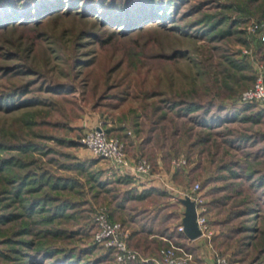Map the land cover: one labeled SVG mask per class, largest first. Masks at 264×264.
<instances>
[{"label": "rangeland", "instance_id": "1", "mask_svg": "<svg viewBox=\"0 0 264 264\" xmlns=\"http://www.w3.org/2000/svg\"><path fill=\"white\" fill-rule=\"evenodd\" d=\"M173 3L176 7L170 10L168 19L163 22L153 19L147 23L144 20L138 27H120L112 21L105 24L98 17L68 10L37 17L26 15L19 22L15 21L20 19L17 14L11 26H0V95L2 92L15 93L16 87L22 85L28 89L26 94L16 97L8 109L0 110V159L19 154L15 147H7V144L17 143L22 137V129L26 130L25 114L50 121L33 125L30 130L48 136L41 137L42 144L53 151L44 153L40 160L46 162V167L56 176L67 179L66 190H61L60 195L71 205L65 207L64 213L72 215L55 219L50 225L37 220L36 213L26 216L21 201H10L13 188L9 191L4 181L6 173L0 171V206L2 212L10 215L0 220V264H47L49 260L43 261L44 257L37 251L47 243L59 249L51 264H121L112 252V261H103L102 256L110 250L94 240L95 217L101 208L107 210L110 221L121 223L128 231V242L133 228L151 225L156 234L165 227L168 237L156 234L149 238L160 241V244L152 243L153 251L137 249L144 258L157 257L161 248L172 246L175 252H189L198 264H204L200 256L209 253L208 239L198 237L189 241L175 234L179 231L180 212L184 208L178 199L194 184L199 186L197 190L202 200L199 205L208 223L213 248L232 264H264L255 250L261 237L258 232L261 221L254 218L255 215L242 212L232 223L223 224L227 206L232 209L236 200L250 196L247 183L243 179L236 180L238 186H234L232 181L228 190H220V186L226 184L220 177L224 173L215 170L216 164L211 158L214 152L216 158L222 153L218 150L220 146L229 150L234 160L244 167H250L248 164L253 162L252 157L249 160L245 157L246 153L264 159V114L251 122L242 120L234 111L243 105L239 95L254 83H249L245 89H239L236 84L233 98L224 101L211 97L215 96L214 91L198 96L216 99V106H207V111L198 107L185 110L179 101L171 98L172 95L177 98L175 95L181 91H191L192 84L199 90L201 83L208 81L204 72L210 75L213 67L229 69L231 57L249 64L254 79L259 68L264 71V0H173ZM204 15L221 16L215 32L225 29L228 33L220 39L213 37L215 32L202 34L211 31L199 20ZM3 20L0 17V23L5 22ZM176 26L184 29V36L171 33ZM187 30L195 39L187 36ZM107 37L110 40L105 43ZM241 40L244 41L242 45ZM177 49L183 56L170 58L172 51ZM32 96L42 103L25 106L24 100ZM260 110H264V105L256 104L249 112ZM95 126H101L111 135L124 137L128 155L154 157L156 163L152 172L156 180L153 186L131 177L132 183L128 185L115 182L118 177L127 176L111 168L99 156L95 157L81 143L87 131ZM231 129L237 134L231 133ZM239 134L249 138L238 140ZM52 135L73 140L78 145L59 144L50 138ZM203 135L209 140L196 144L190 151L188 145L202 139ZM225 140L235 144V150L227 147ZM39 154L35 156L38 158ZM233 158L229 156L226 160ZM192 168L194 172L190 171ZM176 169H182L185 175L189 173L183 184L174 180ZM209 175L216 176V180L203 185ZM93 177L100 181L93 183ZM161 180L168 181L170 187L159 183ZM151 187L165 196L152 194L144 202L134 199L143 189ZM212 190L214 193L210 195ZM227 192L233 196L226 205H209L213 197L220 199ZM20 193L22 203L38 194ZM54 199L48 206L56 203ZM48 206L46 210L51 211ZM163 216L167 218L162 220ZM44 226L64 230L46 237L39 230ZM226 226L235 227L228 240L224 235L228 233ZM238 248L240 251H236ZM148 262L155 264L152 260L130 263Z\"/></svg>", "mask_w": 264, "mask_h": 264}, {"label": "trees", "instance_id": "2", "mask_svg": "<svg viewBox=\"0 0 264 264\" xmlns=\"http://www.w3.org/2000/svg\"><path fill=\"white\" fill-rule=\"evenodd\" d=\"M179 3V2H177ZM0 17L1 20L5 22L0 23V26L3 25L11 26L12 22L15 20L14 17L19 14V18L15 20L16 22L22 21L23 17L27 15V17L30 16H39L41 14H54L58 13L59 11L68 10L70 12H77L79 11V14H84V16L90 15L93 17L100 18L103 23H109V22H115L119 23L120 27H123L124 25H128L129 27L132 26H139L141 23H143L144 20L145 23L151 22L153 19L160 20L161 22L168 19V14L170 10H174L176 5L173 3V0H0ZM170 5V6H169ZM169 7V8H168ZM60 13V12H59ZM21 14V15H20ZM264 14V13H263ZM261 14V16H263ZM260 16V17H261ZM34 17V18H35ZM17 18V17H16ZM221 16L211 18V15H204L200 17L199 20L201 22H205L207 24V28H209L211 31L203 32L205 33H211L215 32V29L218 25L217 24L221 19ZM130 24V25H129ZM144 24V23H143ZM217 24V25H216ZM144 27V26H143ZM143 27L141 26L140 29ZM206 28V29H207ZM205 29V30H206ZM171 33L178 32L179 35L184 36V29L179 27H172ZM208 30V29H207ZM119 31V30H118ZM116 32V31H115ZM228 33L227 30H217L213 35V37L216 39H220L223 37L225 33ZM191 32H188L187 30V36L191 38L190 35ZM195 37V36H194ZM192 36V38H194ZM198 39V37H196ZM195 39V38H194ZM110 38L107 37L104 39V42H109ZM244 41H240V44L242 45ZM170 58H176L179 56H183L181 50H173L172 53L169 55ZM206 60V59H205ZM230 68H225L224 70H217L216 67H213L212 71L209 73L204 72V77L206 74V78L208 81L205 80L204 83H201L199 90L195 89L193 85L192 90H186L181 91L175 95L174 98L173 95L171 98L174 101H179L180 106H184L185 110L187 109H194L195 107H198L199 109L206 110L207 106H210V108L216 106L215 98H219L220 101H224V99H230L233 98V95L235 94V88L234 86L237 84L239 89H245L248 87L249 83H254V75L250 71H252V68L249 64H246L241 59H236V57L230 58ZM244 72V73H243ZM234 78V79H233ZM235 81V82H234ZM212 83V84H210ZM202 91L201 95L198 94V91ZM215 92V98H211L209 100L204 99L202 94H211V92ZM28 92V89L25 87V85H22L20 88L16 87L15 93H7L2 92L0 95V110L8 109L7 107L11 106L13 104L14 99L16 97L20 98V96L26 94ZM189 96L196 97L195 100L188 99ZM202 99V100H199ZM25 106L32 107L33 105H38L42 103L39 98H36L35 96H32V98L24 100ZM240 102V101H239ZM203 103H207V105H203ZM241 103V102H240ZM243 104L240 107H234V111L237 112V115L241 116L242 120L245 121H257L259 120V117L264 114V110H260L257 112H249L251 109L255 107L256 104H259L256 101L248 102V103H241ZM261 105V104H260ZM224 109V108H222ZM203 111V112H206ZM236 115V114H235ZM234 115V117H235ZM23 124L25 129H22L23 135L18 139V142H9L7 144V147H15L16 150H18L17 155L8 156L6 159H0V171L6 173L5 183H7L8 187H10V190L13 188L11 195L9 194V199L12 203L20 202L23 207V214L26 216H32L35 213L38 215L37 220L42 222L43 225H50L52 221L55 219H61V218H67L68 215L72 216L71 214L64 213L65 207L71 206L68 201L62 200V196L60 195L61 190H66V180L63 179L60 176H56L53 171L49 170L46 165V162L42 159V155L44 153L52 152L53 150L46 148L44 144H42L41 137H48L47 134L42 133L40 131H32L30 130L33 125H40V123H47L50 121L45 120L42 118L41 120H38L34 117V115L31 113L25 114L23 117ZM53 123V122H51ZM223 124V123H222ZM221 124V125H222ZM45 125V124H43ZM205 125V124H204ZM209 127V126H208ZM106 131V130H105ZM231 133L234 135L237 134V132L234 130H230ZM107 134L110 136L107 132ZM118 137L121 141L125 143L124 137L120 135H113ZM15 138H18L16 135ZM208 136L203 135L202 139L197 140L195 143L188 145V149L192 151L194 149V146L196 144H203V142L208 141ZM2 138V137H1ZM50 138L58 142L59 144L66 142L68 146H77L78 143L73 140H64L61 139V137H57L55 135H52ZM237 138V137H236ZM248 135H241L239 134L238 140H245L248 139ZM146 141V140H145ZM3 143L6 144V141L2 140ZM225 143L227 144V147L234 149L233 147L235 144L230 142L229 140H225ZM126 146V143H125ZM220 147V146H219ZM218 150H222V153L219 154V156L216 158L214 157V154L211 155L212 162L214 161L216 165L215 170L224 174H221V178L226 182L225 186H220V190L226 191L228 190L227 187L231 183L234 182V186H238V183L235 182L236 180H245L247 183V188L249 190V195L247 198L244 199H238L236 202H234L236 205L232 207V209H229L227 206V213L225 215L224 223L223 224H230L232 221L240 217L242 215V212L246 214L245 212H248L247 214L255 215L254 218H258L259 221H261V227L258 228V232L261 234L260 237V244L255 249L256 255L260 253L259 260L264 259V159L263 157H259L256 154L246 153L245 157L249 160H253L251 164H248L250 167H244L242 164L234 158L233 154H230L229 150L226 148H219ZM127 149V146H126ZM235 150V149H234ZM35 153H41L40 156H35ZM217 153V152H216ZM250 154L252 156H250ZM232 156V160H226L227 157ZM10 157H13V159H10ZM148 161L151 162V165H155V159L153 156L148 155L147 156ZM153 157V158H152ZM262 160H261V159ZM163 159V158H162ZM51 160V159H50ZM9 161V162H8ZM49 162V160H48ZM263 166V167H262ZM243 170V172H241ZM191 172H194L195 169H191ZM227 173V174H226ZM189 173L185 175L184 171L182 169H176L174 172V180L178 184H183L185 181V178L188 177ZM219 177V178H220ZM94 178V177H93ZM216 176L209 175L206 177L202 184L207 185L211 181H215ZM100 181L96 180V178L93 179V183ZM233 181V182H232ZM115 182L118 184H125L128 185L132 183V180L130 177H118L115 179ZM102 183V182H101ZM205 187V186H204ZM223 187V188H221ZM20 191L30 193L35 192L38 194H35V198H32L27 200L26 203H22V197L20 196ZM239 191V190H238ZM56 192V193H51ZM244 192L245 189H244ZM213 190L210 193V195H213ZM156 194V196H165V193L162 191H158V189L151 187L148 189H143V192L140 194H136L134 196V199L144 202V200L148 199L150 195ZM238 194V193H237ZM38 195V196H36ZM233 194L231 192H227L226 194H223L220 199H216L213 197V199L210 202V206L212 207H218L221 206V204L226 205L228 202L229 197H232ZM52 198H55L56 201L55 204L48 206V204L51 203ZM179 200V199H178ZM46 205L49 207V210L47 211ZM241 206V208H239ZM237 207V208H236ZM2 206H0V212H2ZM147 210V209H146ZM37 211V212H36ZM221 211V209L219 210ZM250 211V212H249ZM48 212V214H46ZM182 213V212H180ZM14 214V213H13ZM12 214V215H13ZM10 215L7 213H0V220L3 221L7 218H9ZM167 216V215H166ZM166 216H163L162 220L167 218ZM24 227V226H23ZM45 228H40L42 234L46 237H52L56 233H63L62 230L64 229H54V227L50 226H44ZM228 227V226H226ZM25 229V227H24ZM25 232L28 233V229L26 228ZM154 230L152 229L151 225H145L144 227H141L140 229L133 228L131 230L130 236H129V247H133L135 249H139L142 251H153L154 244L152 243H159L160 241L157 239H149L147 237L148 234H152L153 236L157 235H169V233L166 232L165 227H162L158 233H154ZM227 234L225 235V238L228 240L231 237V234L235 232V227H228L227 228ZM176 236L185 240H188V238L184 235L181 231L175 232ZM168 237V236H167ZM10 239V238H9ZM261 242L263 244H261ZM162 243V242H161ZM239 245V242L237 243ZM53 244H48L42 246V248H37L38 255L41 257H44L43 261L49 260L47 264H51V260L53 259V256L58 254L57 252L59 249L52 248ZM238 247V246H237ZM240 248H238L236 251H240ZM58 250V251H56ZM67 252V251H66ZM37 253V252H36ZM64 253V252H63ZM66 254V253H65ZM155 254V253H153ZM113 255L111 254V251H107V254L105 256L103 255L102 258H104L103 261H112ZM110 258V259H109ZM73 258H71L72 260ZM258 261V260H257ZM71 263L75 262V259L73 261H70ZM46 262H43L45 264ZM263 263V262H262ZM66 264V263H64ZM87 264V263H86ZM91 264V263H88ZM98 264V263H95ZM130 264H137V263H130ZM146 264H153L152 262H148Z\"/></svg>", "mask_w": 264, "mask_h": 264}, {"label": "built area", "instance_id": "3", "mask_svg": "<svg viewBox=\"0 0 264 264\" xmlns=\"http://www.w3.org/2000/svg\"><path fill=\"white\" fill-rule=\"evenodd\" d=\"M264 39V37H263ZM254 84L239 96L241 103L256 101L264 105V71L258 69ZM81 143L95 157L99 156L108 162L111 168L115 169L124 176H129L141 184L148 186L154 185L156 180L152 172V165L144 156H130L126 151L123 141L113 135H108L107 131L101 126H95L87 131L81 140ZM165 187H170L166 180L159 182ZM198 184H194L188 191L182 193V198L188 196L196 205V221L200 230V238L207 240L209 250V260L204 264H232L223 255L216 251L210 242V231L207 229V220H205L200 203L202 202L198 193ZM106 209H100L95 217L96 231L94 240L100 243L104 248L110 250L115 256L116 261L121 264H127L140 260L146 262L152 260L155 264H198L193 254L180 250L181 253L175 252L174 247H163L158 251L157 257L144 258L140 252L128 246V231L116 221H110ZM178 230L183 232V226L180 224Z\"/></svg>", "mask_w": 264, "mask_h": 264}, {"label": "water", "instance_id": "4", "mask_svg": "<svg viewBox=\"0 0 264 264\" xmlns=\"http://www.w3.org/2000/svg\"><path fill=\"white\" fill-rule=\"evenodd\" d=\"M179 203L184 207L181 217L184 235L191 241L200 237V230L196 221V205L188 196L179 198Z\"/></svg>", "mask_w": 264, "mask_h": 264}, {"label": "crops", "instance_id": "5", "mask_svg": "<svg viewBox=\"0 0 264 264\" xmlns=\"http://www.w3.org/2000/svg\"><path fill=\"white\" fill-rule=\"evenodd\" d=\"M180 206V205H179ZM180 208H181V206H180ZM180 211H181V209H180ZM150 236L148 237V238H150L151 236H153L152 234H149ZM189 240V239H188ZM190 241V240H189ZM206 253H208V252H206ZM200 259H201V261L203 262V263H206L208 260H209V253L207 254V255H205V254H203L202 255V258H201V256H200Z\"/></svg>", "mask_w": 264, "mask_h": 264}]
</instances>
